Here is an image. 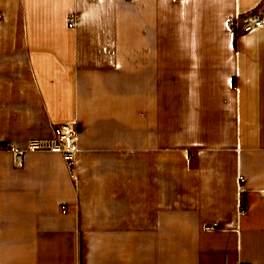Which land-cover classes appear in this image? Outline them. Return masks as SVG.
I'll list each match as a JSON object with an SVG mask.
<instances>
[{"label": "crops", "instance_id": "0c3cea01", "mask_svg": "<svg viewBox=\"0 0 264 264\" xmlns=\"http://www.w3.org/2000/svg\"><path fill=\"white\" fill-rule=\"evenodd\" d=\"M258 16L264 0H0V264H264V28L228 26ZM65 122L77 182L60 154L15 168L6 143Z\"/></svg>", "mask_w": 264, "mask_h": 264}, {"label": "built area", "instance_id": "2783aa9c", "mask_svg": "<svg viewBox=\"0 0 264 264\" xmlns=\"http://www.w3.org/2000/svg\"><path fill=\"white\" fill-rule=\"evenodd\" d=\"M136 2L137 0H131ZM67 23L70 28H74L76 25V16L75 14H70L67 17ZM228 26L231 32L235 36L248 33L253 30L263 29L264 28V16H258L250 22L241 23L238 18L231 19L228 22ZM78 136H79V126L76 122H65L58 126H55L53 135L47 138H33L30 139L25 148L19 149L12 143H6L5 149L12 154L13 164L15 168L21 169L23 167V160L25 153L32 152H50L55 154H60L69 178L73 182L78 180ZM240 181L244 182L245 179L243 176L240 177ZM239 193H243V189H239ZM260 195L264 197V191L260 192ZM66 210H63L65 213ZM241 215H246L247 209L244 204H241ZM217 225L207 226V230L216 229Z\"/></svg>", "mask_w": 264, "mask_h": 264}]
</instances>
